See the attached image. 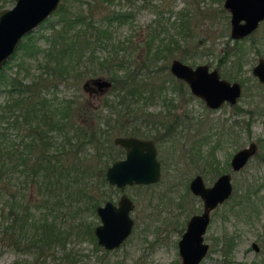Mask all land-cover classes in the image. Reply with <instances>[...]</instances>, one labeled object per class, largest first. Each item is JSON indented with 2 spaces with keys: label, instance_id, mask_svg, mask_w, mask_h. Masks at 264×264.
I'll use <instances>...</instances> for the list:
<instances>
[{
  "label": "trees",
  "instance_id": "1",
  "mask_svg": "<svg viewBox=\"0 0 264 264\" xmlns=\"http://www.w3.org/2000/svg\"><path fill=\"white\" fill-rule=\"evenodd\" d=\"M9 1L14 0H0V9ZM83 3L88 10L82 8ZM90 3L61 0L53 11L57 18L51 24L52 30L45 35L46 46L36 43L30 32L17 47L22 50V57L16 62V73L6 74L7 64L0 69V92L5 95L0 101V248L16 253L8 264L79 262V254L70 244L91 240L96 245V206L111 199L112 191H121L105 177L107 166L124 155V149L114 143L113 135L152 137L160 145L163 138L155 136L153 130L163 128L165 133L184 128L175 119L166 126L163 120L149 123L139 117V111L146 112L156 103L163 106L166 117L176 108L168 93L177 91V84L188 92L187 84L170 72L167 62L156 64L160 56L167 60L168 53L159 49L163 44L160 24L147 31L146 51L139 57L136 49L127 44L131 39L120 40L113 33L114 25L126 22L132 13L124 10L103 13L97 4L92 7ZM183 16L180 15V33L186 37L189 27ZM261 25L254 38L263 39L264 44V22ZM249 36L236 39V50L225 55L223 62L231 59V68L224 71L229 79H237L238 70L247 61L244 46ZM254 38L252 42L256 43ZM165 45L167 48L170 44ZM98 47L106 48L104 56L95 55ZM194 57L182 55L192 61ZM26 58L33 60L38 69L28 80L19 75L21 70L28 73L32 65L28 61L26 66ZM102 69L112 82L111 89L101 102L96 122H88L92 108L85 101L77 102L76 94L65 97L56 92L60 82ZM160 73L164 76L157 80L155 76ZM252 80L253 90L246 108L238 107L248 130L254 117L264 119V83L255 77ZM240 83H244L242 79ZM102 107L113 118L103 116ZM236 125L237 122L209 124L191 142L189 158L203 161L199 172L205 178L214 179L226 170L225 164L219 165L216 155L222 141L236 133ZM160 161L166 168L164 160ZM156 183L133 186L148 188ZM261 186L233 191L231 207L253 212ZM185 191L190 193L187 182ZM221 242L227 253L232 250V237H224Z\"/></svg>",
  "mask_w": 264,
  "mask_h": 264
},
{
  "label": "rangeland",
  "instance_id": "2",
  "mask_svg": "<svg viewBox=\"0 0 264 264\" xmlns=\"http://www.w3.org/2000/svg\"><path fill=\"white\" fill-rule=\"evenodd\" d=\"M61 1V0H60ZM89 5L96 6L105 13L109 10H124L132 13V16L121 25L115 24L114 36L120 40L127 41L130 48H135V53L143 55L146 51L145 35L154 25L160 24L159 32L162 42L161 52L167 53V60L162 56L156 64L167 62L168 67L172 58H180L191 65L207 63L209 68H217L220 75L229 70L231 59L223 62L226 54L236 50V39L230 36V13L224 7V0H88ZM14 3L9 1L6 7ZM77 3L75 2V7ZM89 6V8H92ZM86 4L82 8L86 10ZM88 10V7H87ZM101 15L102 13H98ZM188 20L189 31L186 37L180 33V15ZM98 16V15H97ZM57 18L56 14H50L44 22L39 24L33 31V37L40 46H46L45 35L51 32V24ZM262 23L248 37L244 48L246 49L247 61L238 70L237 80H243L242 94L234 104L224 103L219 108H209L205 102L193 95L189 88L177 84V91L168 93L176 104L175 110L167 115L160 103L150 105L146 112L139 111V117H144L151 123L163 120L167 126L172 119L184 125L174 131L152 132L158 138H163L158 147V158L164 160L166 168H162L161 179L154 185L145 188L138 186H126L125 191L134 200L135 208L131 211L134 218V227L129 237L117 248L106 249L101 245H96L91 240H81L74 245L70 244L78 252L79 262L76 264H181V257L178 253V240L185 230L186 221L193 213L200 212L201 200L191 192L185 191V185L202 166V160L196 157L195 161L189 158V146L195 137L203 131L204 127L216 123L217 126L230 125L237 122L236 133L232 138L222 141V146L217 151L219 165L225 164L226 170L231 172L233 191L243 192V188H256L261 184L259 198L257 200L258 210L238 209L231 207L233 199H228L219 205L211 213V220L204 234V239L209 243V249L200 264H264V119L254 117L250 130L243 121L244 115L238 113L239 106L246 108L249 94L253 90L252 66L258 58L264 57L263 39L254 38L259 32ZM164 30V31H163ZM188 35V36H187ZM254 38V42H252ZM169 46L166 48V43ZM258 42V43H257ZM159 46V45H158ZM156 47V44L154 45ZM258 49H260L258 52ZM106 48L98 47L95 55L102 57L106 53ZM195 55L194 61L182 58V55ZM22 57V50L18 49L13 58L6 61L4 71L13 75L18 70L16 62ZM27 61V58H26ZM32 65L29 72L19 71V75L30 79L38 73L34 61L28 59ZM28 61L25 63L28 67ZM223 62L221 65L218 62ZM234 71V70H233ZM25 76V77H24ZM103 76L108 78L103 71L97 73H82L76 78L60 82L57 95L69 96L78 95L77 102L85 101L88 107L92 108L87 120L96 122L97 113L101 107V102L107 96L111 87L106 91H96L93 94L85 88L84 83L91 77ZM164 74L155 76L162 78ZM109 79V78H108ZM93 84L90 83V87ZM96 89V86H94ZM181 87V88H180ZM93 88V86L91 87ZM90 88V89H91ZM52 91V90H49ZM52 93V92H51ZM5 95L0 92V101ZM103 116L113 114L102 107ZM112 120V119H111ZM147 123V121H146ZM176 122H173L175 125ZM180 129V131H179ZM123 135V134H114ZM216 136H213V141ZM254 140L258 144L256 154L249 159L247 164L239 171H232L228 166L232 154L249 141ZM211 141V143H213ZM205 151V149H204ZM216 176L214 177V179ZM207 184H211L214 179L205 178ZM250 188V189H252ZM121 191L111 192V199L116 201ZM261 198L263 200H261ZM103 203V202H102ZM101 204V203H100ZM248 212V213H247ZM99 223V217H95ZM224 237L234 239L233 247L227 253L226 247L221 242ZM252 242L259 246L258 250L252 247ZM16 253L8 248H0V264H8L14 260ZM63 264H73L65 261Z\"/></svg>",
  "mask_w": 264,
  "mask_h": 264
},
{
  "label": "water",
  "instance_id": "3",
  "mask_svg": "<svg viewBox=\"0 0 264 264\" xmlns=\"http://www.w3.org/2000/svg\"><path fill=\"white\" fill-rule=\"evenodd\" d=\"M60 0H14L10 7L0 9V69L17 50L22 38L32 32L53 13ZM224 7L230 13V36L242 39L252 33L264 20V0H224ZM170 72L183 80L190 92L201 98L209 108H219L223 103L234 104L242 94V85L237 80L221 77L217 68H209L207 63L191 65L180 58H172ZM252 74L264 82V57H259L252 66ZM97 86L100 91L111 87V80L91 77L84 83ZM115 144L124 148V155L112 161L106 168L105 177L115 187L122 189L135 184H150L161 177V164L157 157V147L151 138L136 135H116ZM258 144L251 140L237 149L231 156V170H240L257 152ZM190 191L202 202L200 212L193 213L186 221V227L178 240L181 264H200L205 257L209 243L204 234L210 223L211 211L232 193L231 172L217 175L207 184L200 173L189 180ZM135 208L133 199L126 191H121L116 201L107 199L96 206L99 223L94 227L97 243L106 249H114L131 234ZM255 250L258 244L252 242Z\"/></svg>",
  "mask_w": 264,
  "mask_h": 264
},
{
  "label": "flooded vegetation",
  "instance_id": "4",
  "mask_svg": "<svg viewBox=\"0 0 264 264\" xmlns=\"http://www.w3.org/2000/svg\"><path fill=\"white\" fill-rule=\"evenodd\" d=\"M51 14H52V13H51ZM262 22H264V20L260 21L259 24L262 23ZM258 27H259V25H258ZM258 27H257V28H258ZM257 28H256V29H257ZM256 29H255V30H256ZM255 30H254V31H255ZM254 31H253V32H254ZM253 32L250 33L249 35L253 34ZM249 35H247V36H249ZM245 37H246V36H245ZM262 57H263V56H262ZM169 65H170V64H169ZM169 70H170V69H169ZM219 73H220V72H219ZM251 73H252V69H251ZM253 76H254V75H253ZM221 77H222V76H221ZM255 78H256V77H255ZM226 79H227V78H226ZM256 79H257V78H256ZM228 80H229V79H228ZM257 80H258V79H257ZM231 81H232V80H231ZM258 81H259V80H258ZM259 82H260V81H259ZM261 83H264V82H261ZM92 86H93V88H91ZM92 86H91V87H90V86H89V87H85V88H88L87 91H89V93L91 92V93L93 94V92H96V91H99V92H100V90L97 88V86H96V89H95V87H94L95 85H92ZM90 88H91V89H90ZM105 91H106V90H105ZM223 104H224V103H223ZM136 136H139V135H136ZM139 137H143V136H139ZM143 138H151V139L154 141V143H155V145H156V147H157V142H156L152 137H143ZM119 146H120V145H119ZM122 148H123V147H122ZM123 149H124V148H123ZM255 154H256V153H255ZM255 154H254V155H255ZM254 155H253V156H254ZM253 156H252V157H253ZM122 157H123V156H122ZM157 157H158V147H157ZM120 158H121V157H120ZM158 159H159V158H158ZM230 159H231V158H230ZM159 161H160V160H159ZM248 161H249V160H248ZM160 164H161V175H162V168H163V166H162V162H161V161H160ZM246 164H247V163H246ZM246 164H245V165H246ZM245 165H244V166H245ZM229 166H230V161H229ZM244 166H243V167H244ZM243 167H242V168H243ZM230 168H231V166H230ZM242 168H241V169H242ZM232 171H233V170H232ZM238 171H239V170H238ZM223 172H225V171H223ZM228 172H229V171H228ZM199 173H200V172H199ZM221 173H222V172H221ZM200 174H202V173H200ZM218 175H219V174H218ZM202 176H203V174H202ZM216 177H217V176H216ZM203 178H204V176H203ZM160 179H161V177H160ZM160 179H159V180H160ZM190 179H191V178H190ZM231 179H232V176H231ZM159 180H158V181H159ZM204 180H205V179H204ZM158 181H157V182H158ZM231 181H232V180H231ZM212 182H213V181H212ZM154 183H155V182H154ZM150 184H153V183H150ZM135 185H148V184H135ZM232 185H233V183H232ZM131 186H133V185H131ZM188 187H189V183H188ZM124 188H125V187H124ZM189 190H190V189H189ZM121 191H123V189H121ZM124 191H125V190H124ZM190 192H191V191H190ZM191 193H192V192H191ZM192 194H193V193H192ZM232 194H233V190H232L231 195H230L226 200H224L222 203H224L225 201H227V200L232 196ZM193 195H194V194H193ZM195 196H196V195H195ZM197 197H198V196H197ZM198 198H199V197H198ZM199 199H200V198H199ZM113 201H114V200H113ZM133 201H134V200H133ZM262 202H263V204H264V201H262ZM134 203H135V202H134ZM222 203L218 204V206L221 205ZM218 206H216L212 211H214ZM201 209H202V202H201ZM200 211H201V210H200ZM212 211H211V213H212ZM210 220H211V215H210ZM133 227H134V226H133ZM185 227H186V225H185ZM131 233H132V232H131ZM128 237H129V236H128ZM128 237H127V238H128ZM127 238H126V239H127ZM126 239H125V240H126ZM125 240H124V241H125ZM96 241H97V239H96ZM124 241H123V242H124ZM123 242H122V243H123ZM122 243H121V244H122ZM97 244H98V243H97ZM121 244H120V245H121ZM102 247H103V246H102ZM252 247H253V246H252ZM253 248H254V247H253ZM258 249H259V246H258Z\"/></svg>",
  "mask_w": 264,
  "mask_h": 264
}]
</instances>
